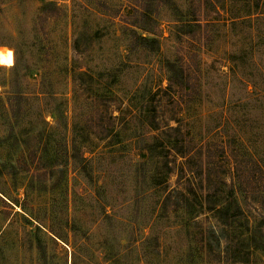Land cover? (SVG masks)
<instances>
[{"label": "rangeland", "instance_id": "obj_1", "mask_svg": "<svg viewBox=\"0 0 264 264\" xmlns=\"http://www.w3.org/2000/svg\"><path fill=\"white\" fill-rule=\"evenodd\" d=\"M0 264H264V0H0Z\"/></svg>", "mask_w": 264, "mask_h": 264}, {"label": "trees", "instance_id": "obj_2", "mask_svg": "<svg viewBox=\"0 0 264 264\" xmlns=\"http://www.w3.org/2000/svg\"><path fill=\"white\" fill-rule=\"evenodd\" d=\"M45 10V9H44ZM144 41H149L147 37H141ZM183 169V168H182Z\"/></svg>", "mask_w": 264, "mask_h": 264}]
</instances>
